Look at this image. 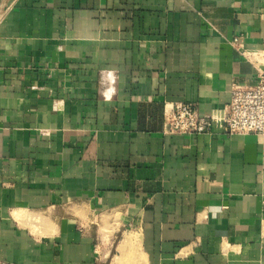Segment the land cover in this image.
<instances>
[{
  "label": "crops",
  "instance_id": "crops-1",
  "mask_svg": "<svg viewBox=\"0 0 264 264\" xmlns=\"http://www.w3.org/2000/svg\"><path fill=\"white\" fill-rule=\"evenodd\" d=\"M258 66L264 0H0V262L264 264V137L163 132Z\"/></svg>",
  "mask_w": 264,
  "mask_h": 264
},
{
  "label": "built area",
  "instance_id": "built-area-1",
  "mask_svg": "<svg viewBox=\"0 0 264 264\" xmlns=\"http://www.w3.org/2000/svg\"><path fill=\"white\" fill-rule=\"evenodd\" d=\"M234 43L239 44L237 40ZM256 78L254 84L234 83L231 100L220 114L204 116L193 103L166 102L163 132L207 134L221 129L227 134H256L264 137V66L257 67Z\"/></svg>",
  "mask_w": 264,
  "mask_h": 264
},
{
  "label": "bare ground",
  "instance_id": "bare-ground-1",
  "mask_svg": "<svg viewBox=\"0 0 264 264\" xmlns=\"http://www.w3.org/2000/svg\"><path fill=\"white\" fill-rule=\"evenodd\" d=\"M17 216H19L18 214H16ZM18 218V217H17ZM132 238H134V236L132 237ZM131 239V238H130ZM130 239L128 240V242L130 241ZM132 240V239H131ZM122 243V242H121ZM124 243V242H123ZM124 245V244H123ZM126 247V246H125Z\"/></svg>",
  "mask_w": 264,
  "mask_h": 264
}]
</instances>
